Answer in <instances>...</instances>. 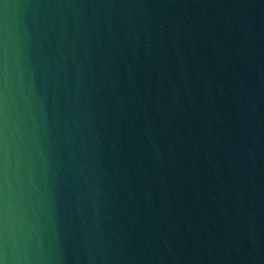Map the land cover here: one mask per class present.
Instances as JSON below:
<instances>
[{
	"label": "water",
	"instance_id": "95a60500",
	"mask_svg": "<svg viewBox=\"0 0 264 264\" xmlns=\"http://www.w3.org/2000/svg\"><path fill=\"white\" fill-rule=\"evenodd\" d=\"M0 264H264V0H0Z\"/></svg>",
	"mask_w": 264,
	"mask_h": 264
}]
</instances>
